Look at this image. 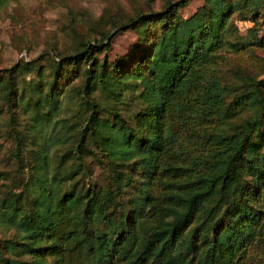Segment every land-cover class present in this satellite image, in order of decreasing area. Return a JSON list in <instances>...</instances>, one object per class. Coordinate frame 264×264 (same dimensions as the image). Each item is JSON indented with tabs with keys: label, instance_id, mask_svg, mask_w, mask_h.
<instances>
[{
	"label": "trees",
	"instance_id": "trees-1",
	"mask_svg": "<svg viewBox=\"0 0 264 264\" xmlns=\"http://www.w3.org/2000/svg\"><path fill=\"white\" fill-rule=\"evenodd\" d=\"M187 4L114 19L113 33L56 49L47 71L0 69V131L28 170L0 193V264H264V68L239 84L215 74L226 48L264 46L231 39L232 17L264 22V0L183 16ZM120 30L137 40L111 59ZM71 98L83 124L54 158L45 128L68 121Z\"/></svg>",
	"mask_w": 264,
	"mask_h": 264
},
{
	"label": "rangeland",
	"instance_id": "rangeland-1",
	"mask_svg": "<svg viewBox=\"0 0 264 264\" xmlns=\"http://www.w3.org/2000/svg\"><path fill=\"white\" fill-rule=\"evenodd\" d=\"M166 0H7L0 5V69L10 68L20 60L36 59L37 64L47 71L55 55L56 49L70 51L80 36H96L100 31L109 28L113 33L111 22L114 19L134 16L139 11L149 8L159 10ZM203 0H188L180 12L183 16L193 13ZM236 28L232 34L233 41L244 43L255 41L262 37L264 41V22L256 23L232 17ZM137 40V34L132 30H120L110 42L108 56L113 59L124 55L129 46ZM240 45V44H239ZM226 48L221 51L223 57L218 60L215 74L222 82L239 84L243 75L261 77L264 68V46L258 44ZM1 71V70H0ZM36 73V72H35ZM31 72L26 80L36 82L37 76ZM1 74V72H0ZM80 80L72 85L79 88ZM1 104V100H0ZM77 99H65L58 116L68 121L45 128V137L49 133L58 137V143L51 148V155L59 158L72 141L75 125L83 124L84 114L77 113ZM75 116H72V115ZM6 117L2 114V117ZM1 117V116H0ZM29 116L20 115L18 121L21 128H28ZM28 122V123H27ZM76 122V124H75ZM6 130V129H4ZM44 135V132H43ZM30 141L26 144L28 146ZM20 155L22 153L20 152ZM50 158V157H49ZM17 158L11 140L0 131V193L5 187L11 186L14 178L28 177V170L17 168ZM99 183L104 176L101 169L93 168ZM11 229L4 233L11 235Z\"/></svg>",
	"mask_w": 264,
	"mask_h": 264
}]
</instances>
